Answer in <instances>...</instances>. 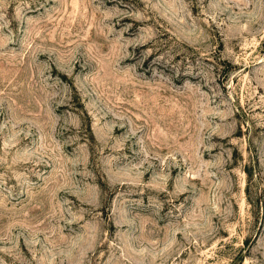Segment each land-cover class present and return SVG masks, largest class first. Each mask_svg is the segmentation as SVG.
<instances>
[{
	"label": "rangeland",
	"instance_id": "374dc122",
	"mask_svg": "<svg viewBox=\"0 0 264 264\" xmlns=\"http://www.w3.org/2000/svg\"><path fill=\"white\" fill-rule=\"evenodd\" d=\"M264 264V0H0V264Z\"/></svg>",
	"mask_w": 264,
	"mask_h": 264
},
{
	"label": "trees",
	"instance_id": "16d2710c",
	"mask_svg": "<svg viewBox=\"0 0 264 264\" xmlns=\"http://www.w3.org/2000/svg\"><path fill=\"white\" fill-rule=\"evenodd\" d=\"M235 262H230V264H234Z\"/></svg>",
	"mask_w": 264,
	"mask_h": 264
}]
</instances>
